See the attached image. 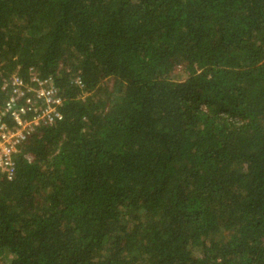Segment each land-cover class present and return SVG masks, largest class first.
Here are the masks:
<instances>
[{
	"label": "trees",
	"instance_id": "1",
	"mask_svg": "<svg viewBox=\"0 0 264 264\" xmlns=\"http://www.w3.org/2000/svg\"><path fill=\"white\" fill-rule=\"evenodd\" d=\"M34 71L0 264H264V0H0V102Z\"/></svg>",
	"mask_w": 264,
	"mask_h": 264
},
{
	"label": "built area",
	"instance_id": "2",
	"mask_svg": "<svg viewBox=\"0 0 264 264\" xmlns=\"http://www.w3.org/2000/svg\"><path fill=\"white\" fill-rule=\"evenodd\" d=\"M2 88L6 90V98L0 102V173L11 179L15 158L22 154L23 144L37 132L41 123L51 125L62 120L64 103L51 77L42 78L35 71L29 83L13 74ZM20 98H24V104H18ZM24 157L33 160L31 154Z\"/></svg>",
	"mask_w": 264,
	"mask_h": 264
},
{
	"label": "clouds",
	"instance_id": "3",
	"mask_svg": "<svg viewBox=\"0 0 264 264\" xmlns=\"http://www.w3.org/2000/svg\"><path fill=\"white\" fill-rule=\"evenodd\" d=\"M26 158V157H25ZM27 159V158H26Z\"/></svg>",
	"mask_w": 264,
	"mask_h": 264
}]
</instances>
